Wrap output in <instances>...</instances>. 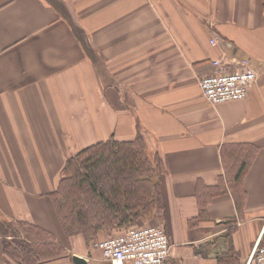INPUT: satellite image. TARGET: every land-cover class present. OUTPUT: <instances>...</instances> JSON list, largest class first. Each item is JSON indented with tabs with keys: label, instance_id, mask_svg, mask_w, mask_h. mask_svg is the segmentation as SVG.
Segmentation results:
<instances>
[{
	"label": "crops",
	"instance_id": "1",
	"mask_svg": "<svg viewBox=\"0 0 264 264\" xmlns=\"http://www.w3.org/2000/svg\"><path fill=\"white\" fill-rule=\"evenodd\" d=\"M244 59L247 96L205 100L212 61ZM137 136L161 201L137 223L164 228L163 264H248L264 239V0H0V222L100 264L63 235L48 194L80 150ZM0 264H15L1 231Z\"/></svg>",
	"mask_w": 264,
	"mask_h": 264
},
{
	"label": "trees",
	"instance_id": "2",
	"mask_svg": "<svg viewBox=\"0 0 264 264\" xmlns=\"http://www.w3.org/2000/svg\"><path fill=\"white\" fill-rule=\"evenodd\" d=\"M244 169L240 167L236 180ZM61 174L48 197L66 238L81 235L86 242L95 241L100 232L137 225L161 207L158 168L140 136L90 145L67 159ZM0 228L3 253L15 264H38L64 250L47 232L26 222L4 221Z\"/></svg>",
	"mask_w": 264,
	"mask_h": 264
},
{
	"label": "built area",
	"instance_id": "3",
	"mask_svg": "<svg viewBox=\"0 0 264 264\" xmlns=\"http://www.w3.org/2000/svg\"><path fill=\"white\" fill-rule=\"evenodd\" d=\"M215 44V41H211ZM213 71L201 77L198 86L201 95L210 104L229 100H243L255 82L256 71L244 59L231 64L212 61ZM138 223L120 230L115 236L99 240L98 249L108 264H163L169 257L170 244L160 225ZM248 264H264V244L258 240L252 248Z\"/></svg>",
	"mask_w": 264,
	"mask_h": 264
},
{
	"label": "rangeland",
	"instance_id": "4",
	"mask_svg": "<svg viewBox=\"0 0 264 264\" xmlns=\"http://www.w3.org/2000/svg\"><path fill=\"white\" fill-rule=\"evenodd\" d=\"M51 208H52V210H53V212H54V208H53V205L51 204ZM54 214V216H55V220L57 221V223H59L58 222V219H57V216H56V213L54 212L53 213ZM1 231V230H0ZM120 232V230L118 231V229H115L114 231H113V233H111V236H113V235H116L117 233H119ZM9 235H7V237H8ZM12 236L13 235H11L10 237L12 238ZM14 242V241H13ZM96 242H98V240H95V241H89V242H87V243H89L90 244V247H94V245H95V243ZM89 247V249H91ZM72 253H74V252H69V250H66V249H64L63 250V252L61 253V254H59V255H57V256H55L54 258H48V259H42L41 258V260H39L38 261V264L40 263V264H71V261H70V254H72ZM100 254V253H99ZM90 255V254H89ZM100 259H101V262H100V264H108V262L106 261V259L100 254Z\"/></svg>",
	"mask_w": 264,
	"mask_h": 264
},
{
	"label": "water",
	"instance_id": "5",
	"mask_svg": "<svg viewBox=\"0 0 264 264\" xmlns=\"http://www.w3.org/2000/svg\"><path fill=\"white\" fill-rule=\"evenodd\" d=\"M71 260H72L73 264H85L86 263L84 258L77 256V255H73Z\"/></svg>",
	"mask_w": 264,
	"mask_h": 264
}]
</instances>
